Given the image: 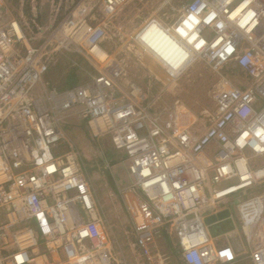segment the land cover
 Listing matches in <instances>:
<instances>
[{"label":"built area","instance_id":"2783aa9c","mask_svg":"<svg viewBox=\"0 0 264 264\" xmlns=\"http://www.w3.org/2000/svg\"><path fill=\"white\" fill-rule=\"evenodd\" d=\"M124 2L107 0L106 9L113 12ZM217 4L194 0L186 13L204 16ZM258 5L262 9L264 0L247 1L241 13L247 24L232 23L237 34H228L229 25L223 31L218 15L212 26L220 33H206L200 58L219 68L231 65L253 81L243 90L218 93L219 113L196 136L172 119L162 123L134 106L114 107L104 90L120 73L110 72L109 60L94 53L109 74L93 85L47 84L57 45L100 47L102 32L88 33L85 21L72 31V11L58 27L52 22L57 11L44 24L37 0H0V264H119L89 173L64 130V116L73 110L91 138L109 135L129 160L133 181L120 195L148 264H172V254L180 264H234L235 258L218 256V244L232 231L211 233L230 221H238L253 243L245 260L264 264V132L251 125L264 116V14L255 16ZM234 9L233 3L225 11ZM123 107L129 110L124 115ZM60 143L68 145L67 152L54 154ZM224 211L228 217L206 223ZM162 238L174 241L171 254L154 246Z\"/></svg>","mask_w":264,"mask_h":264},{"label":"rangeland","instance_id":"374dc122","mask_svg":"<svg viewBox=\"0 0 264 264\" xmlns=\"http://www.w3.org/2000/svg\"><path fill=\"white\" fill-rule=\"evenodd\" d=\"M37 1L38 15L41 11L40 18L44 24H47L48 17L52 20L57 11L59 13L52 22L58 27L63 14L72 11L69 13L72 31L85 21L88 33L94 30L102 32L100 47L71 44L68 48H61L57 45L50 53L51 66L45 74V82L53 83L57 89L68 88L69 76H73L72 81L80 86L93 85L99 75H108L106 66L103 67V63L95 60L90 53V48L93 51L104 50L106 56L98 54L102 61L108 58L120 65L119 76L113 79L112 86L104 90L114 102V107L134 106L142 115L154 114L162 123L172 119L178 129L199 136L211 128L219 113L216 95L230 87L243 90L253 81L231 65L219 68L204 58H197L180 73L170 74L160 63L163 72L172 79L170 85H164L143 63L141 56L149 54V51L144 47L141 48L143 53L137 51L140 45L136 39L137 32L155 20L168 26L173 34L186 33L179 26L186 18H181L184 7L192 0H125L113 12L106 9L107 0ZM64 117V130L89 173L98 213L114 243L115 255L119 254V264H148L146 255L137 244L138 237L131 229V218L120 195L121 190L133 181L128 170L129 160L114 149L109 135L100 139L91 138L77 110ZM139 118L136 116L133 119L139 121ZM129 120L132 122L131 118ZM142 134L147 136L148 130L144 129ZM67 150L68 145L60 143L53 153H65ZM255 194L253 192L250 196ZM227 224L232 232L218 244V252L221 253L218 256L222 261L235 258L234 264H249L244 258L245 251L249 252L253 243L246 241L238 221ZM214 230L218 231L217 226L211 228V233L218 234ZM173 242L162 238L154 246L171 254ZM225 247L228 249L225 250ZM222 250L225 251L220 252ZM171 258L172 264H180L175 255L172 254Z\"/></svg>","mask_w":264,"mask_h":264},{"label":"bare ground","instance_id":"6f19581e","mask_svg":"<svg viewBox=\"0 0 264 264\" xmlns=\"http://www.w3.org/2000/svg\"><path fill=\"white\" fill-rule=\"evenodd\" d=\"M193 1L194 0H192L191 3H193ZM247 1L248 0H217L218 4L212 5L209 12L206 13L204 16L201 15L199 12H196L195 14L186 13L187 9L191 5V3H189L187 6L184 7V16H187V18L184 19V21H182V24L179 26L180 29L186 30V33L174 32L176 34L175 35L170 31L168 26H164L159 21L154 20L147 23V25L142 28L141 32H137L136 34V36L139 34L136 39L138 42H140V45L136 48L137 51L139 50V53H143V49H141L142 47L149 51V55L141 56L143 63L148 66L151 73L159 80H161L164 85H168L169 83H171L172 79L170 80V77L164 73L165 71L163 72L160 67V63L163 68H166V71L168 73L172 74V72L180 73L184 71L191 61L200 58V54H203L204 52L202 46L205 45L207 41L206 33L207 35L208 33H212L213 31L214 33H220V30H218L217 28L214 29L212 26L216 15H218L219 19H216L215 22H222V24L224 25L222 26L224 28L223 31H225V27L229 25V28H231L232 30L228 32V34H237L236 29L232 28V23L236 22L240 26H245L247 24L248 17H246L245 15L242 16L241 14L242 9H244L247 5ZM233 3L235 4V9L226 12L225 10ZM263 14L264 7L261 9L260 5H258L257 10L255 12V16H262ZM206 24L211 25V27L207 26ZM160 25H163V27H161ZM79 34L81 35V37H83L81 32ZM209 44H212L211 39H209ZM101 51L104 52V50ZM102 52H100L99 50H91V53H94L98 59H100V57H98L99 55H103V57L107 55H105V52ZM148 59L149 62L147 61ZM107 60L109 59L107 58L105 61ZM109 62L113 65L109 68V71L112 72L118 69L117 73H120V65L116 61L109 60ZM105 82L109 83L110 81L107 79ZM121 109L123 110V115L126 111L127 113L129 111H124L126 107H123ZM118 113L119 112H116V114ZM258 119L260 120V122L258 121ZM101 124L102 127H104L103 123ZM251 125L253 127V131H256L258 133L264 132V116L257 118ZM158 176L164 177L162 174H159ZM152 182L154 183L155 180H153ZM146 184H151V182H147Z\"/></svg>","mask_w":264,"mask_h":264},{"label":"water","instance_id":"95a60500","mask_svg":"<svg viewBox=\"0 0 264 264\" xmlns=\"http://www.w3.org/2000/svg\"><path fill=\"white\" fill-rule=\"evenodd\" d=\"M140 43V42H139ZM147 55H149V54H147ZM229 214H230V212L229 211H224V212H222V213H220L217 217L216 216H213V217H209L207 220H206V223L207 224H214L215 222H216V220H218V219H224V218H226V217H228L229 216ZM218 218V219H217ZM217 227H218V231H216V230H214V233H218V234H222V233H224V232H227V230H223V229H221V225H217Z\"/></svg>","mask_w":264,"mask_h":264},{"label":"trees","instance_id":"16d2710c","mask_svg":"<svg viewBox=\"0 0 264 264\" xmlns=\"http://www.w3.org/2000/svg\"><path fill=\"white\" fill-rule=\"evenodd\" d=\"M72 79H73V76L68 77V81L66 83L68 85V88H73V87L77 86V83L72 81Z\"/></svg>","mask_w":264,"mask_h":264},{"label":"crops","instance_id":"0c3cea01","mask_svg":"<svg viewBox=\"0 0 264 264\" xmlns=\"http://www.w3.org/2000/svg\"><path fill=\"white\" fill-rule=\"evenodd\" d=\"M221 226H222L221 229H223V230H224V229H225V230L228 229V230H229V225H228L227 223H222ZM164 239L166 240V239H168V238H164ZM168 240H169V239H168ZM167 244H169V243H167ZM220 247H221V245H220ZM118 256H119V254H118Z\"/></svg>","mask_w":264,"mask_h":264}]
</instances>
